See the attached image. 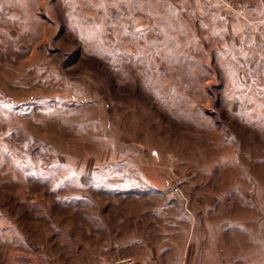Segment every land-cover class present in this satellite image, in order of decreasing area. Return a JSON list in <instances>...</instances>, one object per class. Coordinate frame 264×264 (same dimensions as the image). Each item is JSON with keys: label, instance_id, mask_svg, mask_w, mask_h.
Wrapping results in <instances>:
<instances>
[{"label": "rangeland", "instance_id": "374dc122", "mask_svg": "<svg viewBox=\"0 0 264 264\" xmlns=\"http://www.w3.org/2000/svg\"><path fill=\"white\" fill-rule=\"evenodd\" d=\"M0 264H264V0H0Z\"/></svg>", "mask_w": 264, "mask_h": 264}]
</instances>
